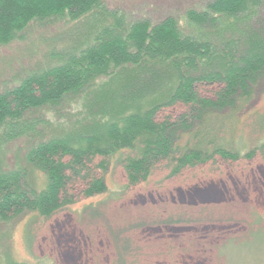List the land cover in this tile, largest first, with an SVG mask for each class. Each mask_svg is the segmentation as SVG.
Here are the masks:
<instances>
[{
  "label": "trees",
  "instance_id": "1",
  "mask_svg": "<svg viewBox=\"0 0 264 264\" xmlns=\"http://www.w3.org/2000/svg\"><path fill=\"white\" fill-rule=\"evenodd\" d=\"M50 18L77 22L76 41H83L59 65L29 74L0 93V149L27 139L24 161L45 176L44 186L36 189L24 179V169L0 168V222L30 211L47 219L79 196L104 192L96 172L124 151L134 153L123 159L129 185L145 182L157 167L175 176L217 158L264 160V137L250 146L248 138L246 152L214 140L233 122L234 114L226 110L240 109L263 84L264 0H210L202 10L187 11L184 32L173 17L156 24L129 22L102 0H0V44ZM209 89L215 99L202 94ZM179 103L188 106L181 118L156 120L159 112ZM72 105L70 116L61 114ZM44 108L66 119L58 122L61 133L47 139L38 136L51 122L33 117ZM223 111L219 119L212 116ZM252 123L260 126L264 118ZM254 126L247 136L257 134ZM179 130L192 134L186 148L177 144ZM187 210L181 213L195 212ZM169 218H151L147 224L191 223ZM138 225L145 222L129 223L125 230ZM118 264H126V258Z\"/></svg>",
  "mask_w": 264,
  "mask_h": 264
},
{
  "label": "rangeland",
  "instance_id": "2",
  "mask_svg": "<svg viewBox=\"0 0 264 264\" xmlns=\"http://www.w3.org/2000/svg\"><path fill=\"white\" fill-rule=\"evenodd\" d=\"M102 1L108 9L124 13L129 22L146 19L156 24L173 17L184 32L187 11L202 10L210 0ZM77 27L79 24L68 18L35 21L8 44H0V93L16 87L29 74L59 65L62 56L83 41H76ZM211 89L202 94L215 99ZM254 90L240 109L226 110L234 114L233 122L215 142L246 152L248 138L250 146L264 137V123L252 125L257 116L264 118V80ZM74 107L65 106L61 114L70 116L68 109ZM187 107L179 103L164 109L156 120L181 118ZM220 112L212 116L219 119L226 114ZM56 115L46 108L34 112V119L51 122L41 126L38 137L47 139L61 133L63 126L58 122L66 123V119ZM187 122L192 123L191 119ZM253 126L257 134L252 138L247 135ZM197 128L196 121L192 129L195 132ZM176 134L180 136L177 144L188 147L192 134L180 130ZM28 144L27 139H19L2 146L0 168L24 169V179L41 189L44 174L24 161ZM120 153L107 159L105 170L96 172L106 186L104 192L79 196L47 219L30 211L0 222V264H7L6 259L14 264H118L125 263V258L126 264H264L263 159L227 162L217 158L216 163L201 164L175 176L157 167L145 182L129 185L123 159L134 153ZM189 208L195 212L181 213ZM169 216L191 223L147 224L151 218ZM140 221L145 222L143 227L125 230L129 223ZM27 225L29 234L25 233Z\"/></svg>",
  "mask_w": 264,
  "mask_h": 264
}]
</instances>
